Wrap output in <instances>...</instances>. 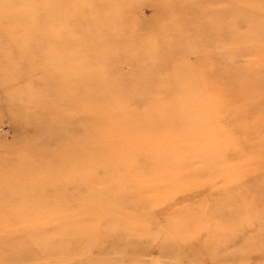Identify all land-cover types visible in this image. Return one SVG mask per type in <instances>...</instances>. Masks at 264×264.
<instances>
[{
  "label": "rangeland",
  "instance_id": "rangeland-1",
  "mask_svg": "<svg viewBox=\"0 0 264 264\" xmlns=\"http://www.w3.org/2000/svg\"><path fill=\"white\" fill-rule=\"evenodd\" d=\"M13 3L0 0V264H264V134L242 127L264 122L227 116L231 92L213 98L233 71L249 75L264 59V6ZM201 17L211 29L217 18L232 24L238 46L193 37ZM198 41L184 61L163 54ZM26 213H74L80 229L55 224L69 241L49 254L31 246Z\"/></svg>",
  "mask_w": 264,
  "mask_h": 264
},
{
  "label": "bare ground",
  "instance_id": "bare-ground-1",
  "mask_svg": "<svg viewBox=\"0 0 264 264\" xmlns=\"http://www.w3.org/2000/svg\"><path fill=\"white\" fill-rule=\"evenodd\" d=\"M10 1L11 2L13 1L15 3L17 9H22V10L27 8V7H36L37 8L39 6V2H40V0H10ZM241 3H243V4H241ZM7 4H10V3H7ZM234 4L236 6H238V5H250V4L264 6V0H234ZM4 5H6V4H4ZM216 5H218L217 0H216ZM263 9H264V7H263ZM20 14L21 15H17L20 19H24V18L28 19V14H25L24 12L20 13ZM33 18H35V17H33ZM198 22H199V25L197 24ZM198 22L196 23V21H193L191 23L192 25H194L196 23L194 25L195 30L192 33V35H193V37H195V35H199L200 37L202 36V37L206 38L205 42H204L206 45L211 40L213 47H215L216 49L217 48L220 49V47L222 45H224L223 41L226 37L230 41V44H232L234 47H235V45L238 46L237 44H235L236 43L235 36H234L235 29H234L232 24L227 25V27H226L225 25L222 24L224 22H222L219 18H217V25H213V29H211V27H209V24H206L205 18L203 20L199 19ZM191 24H187L186 26L191 25ZM196 25H198L200 27V31L198 34L196 33V28H198V26H196ZM231 26H232V29L230 30ZM222 27L224 29L229 28V30L227 31V33H228L227 35H226V33H223ZM202 44H203V41H198L196 43L190 42V43H187L185 45H179L176 43L173 46L170 45V46L164 47V53L163 54L164 55H166V53L167 54H173V57H175V56L177 58L181 57L184 61L186 56H188V57L190 55L197 56L198 52H200L202 50V48H201ZM234 47H233V49H234ZM99 49L103 55L105 54L103 59L106 57H108L106 59L113 58L109 54H107L109 49H107L105 47L104 48L100 47ZM261 51L262 50H260V53H261ZM189 53H193V54H189ZM162 58L164 59L165 57L162 56ZM93 59L95 61L98 60L97 56H93ZM113 59H115V58H113ZM233 59H234V57H233ZM183 61L181 63L182 65L180 66V68L185 65V63ZM234 61L236 62V58L234 59ZM247 67L251 68L250 73H248L249 75L246 74V72H245L246 69L242 70V71H240L239 69L235 70V72L233 71V73H231L230 78H232V80H231V84L229 85V87L228 86H225V87L224 86H217V89L213 88V98H215L214 96H217V97L221 96L220 98L223 99V97L224 98L227 97L229 95L228 93L231 92L230 97H231V101L233 104L227 105V107H225V109H224V111H226V112L223 111L225 114L227 113V116H230V117L231 116H241V117H244L243 119H245V120L248 119L249 121L254 120V121L264 122V102L256 99V97L263 96V95L261 93H256V95H252V96H251L252 93L248 94V91H250V89H256V90H259L261 92L264 91V86L260 85L256 81V79L261 78L260 73H263L264 59L256 58L253 60L252 63L247 65ZM160 68H162V66ZM243 68H246V67H243ZM191 70L195 71V69H191ZM206 70H207V68L205 69L203 66L201 69H199V71H198L199 73L197 72V74L199 75V78H201V80L207 79L206 76L208 75V73L206 72ZM216 73H217V75L219 74L218 71H216ZM217 77H218V79H220L222 76L218 75ZM252 77L254 78V80L252 79ZM214 80H215V78H214ZM255 85H257V86H255ZM243 89H245V90H243ZM208 93L206 94L207 96L211 95V93H209V94ZM248 95L253 97V98L252 99L249 98ZM240 101H243V102H240ZM97 102H102V101H97ZM143 103H145V102H142L141 104H143ZM224 103H226V102H224ZM239 104H241V106H239ZM96 105H98V104H96ZM100 105H102V107H105V109L108 108V105L105 103H101ZM221 105H223V104L221 103ZM127 106L129 107V105H127ZM156 106H151L152 109L150 108V110L154 111ZM125 113L129 114L131 112L129 110V112H125ZM243 126L246 127L250 131L249 134L253 135V137H255V139H257V137H256L257 135L260 136L261 134H264V127L263 126H259L256 124L254 125V124H251L248 122L247 123L244 122L242 124V127ZM246 141L247 140H245L244 142H246ZM253 186H255V185H253ZM245 191H248V188H246ZM249 193H250V191H249ZM15 216H16V219L18 220L22 217V214H16ZM24 217H25L24 220L23 219L20 220L22 225L23 226L26 224L29 225V226L24 227L26 229L25 233L27 235H29L30 237L35 239L34 245H31V246L34 247L35 249L36 248L39 249L40 247H46V250H50L49 252H51L49 254L55 253L57 251V249H55V247H57L58 245H61V247H63L64 245L67 246L66 243L69 240L66 239L65 237H67L66 235H67L68 231L72 232V230H75V231L77 230L79 232V230L77 228L80 229V227H78V225H79L78 221L76 222V220L79 219V217H78V215H75L74 213H37V214L36 213H26V215ZM52 222H54L55 228L51 227L52 229L49 230L48 229L49 227H47L48 231H46L47 229H45V230H43L42 228L40 229V227H46L47 226L45 223L50 224ZM33 223L37 224L38 227L36 228V227L31 226V224H33ZM55 224H59L60 227L65 228L67 230V233L61 238L63 240V241L61 240V242L59 241L61 234H55L58 231ZM57 227H59V226H57ZM29 236L26 238H29ZM31 243H33V242H31ZM23 244H25V243H23ZM18 252L19 253H17V254H18V256H20L19 258H22V256L26 257L25 256L26 252L25 253L23 251H18ZM1 257H2V261H3V259H5V258H7V259L11 258L12 255H11V253H7L6 255L4 253H2ZM0 263H1V260H0Z\"/></svg>",
  "mask_w": 264,
  "mask_h": 264
}]
</instances>
